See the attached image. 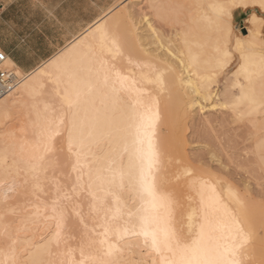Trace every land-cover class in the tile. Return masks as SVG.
I'll list each match as a JSON object with an SVG mask.
<instances>
[{"label": "snow or ice", "instance_id": "obj_1", "mask_svg": "<svg viewBox=\"0 0 264 264\" xmlns=\"http://www.w3.org/2000/svg\"><path fill=\"white\" fill-rule=\"evenodd\" d=\"M219 7L223 11L225 6ZM217 51L221 53L217 61L219 69L227 63V53L220 48ZM132 62L130 56L129 63ZM140 66L150 70L144 78L153 82L150 77L159 70L150 62ZM217 74L213 70L197 80L191 88V103L195 104L200 97L205 100L210 97ZM241 75L244 82L234 83L231 88L226 86V94H232L234 100L225 107H231L240 119L259 117L260 157L264 171V60L261 62L259 97L255 93L254 73L247 64L241 65L237 78ZM155 82L164 86L163 72H159ZM128 87L126 76L100 60L98 68L89 69L88 77L73 74L68 85L50 101L34 100L27 117L38 137L34 154L25 158L22 151L19 156L13 152L9 164L5 152L0 158V167L6 173L14 171L15 175L11 186H0V190L4 192L5 201L9 199L8 193L16 190H21L25 198L31 196L38 200L49 183L51 171L56 195L50 202H43L31 210L32 201H28L27 215L20 220V227L3 226L0 253L4 258L0 259V264H251L255 233L246 202L236 194L237 208L223 205L215 194L211 179L197 177L188 185L189 191L199 196L196 207L192 208V214L197 217L195 231L185 237L175 227L178 214L182 215L185 209L181 198L166 186L164 153L156 139L158 111L131 116L126 130L128 139L122 150L111 153L107 163L98 162L95 167L89 163L85 176L81 163L85 146L78 110L95 90L110 89L116 94ZM234 88H239L238 96L232 93ZM68 116H71L68 150L76 158L72 165L76 177L70 184H61L56 178L58 165L50 155L54 151L51 142L59 135L58 126L69 122L65 119ZM16 138L15 130L5 133L6 141ZM76 144L80 145L78 151L74 149ZM188 175L191 177L192 174ZM67 180H71L70 174ZM85 206L87 215L83 210ZM9 211L17 215L15 209ZM72 215L77 218L75 230L69 223ZM42 226L46 229L41 237L47 241L44 245L29 246L21 238V233L28 232L29 228L39 231ZM71 241H76L75 246ZM260 264H264V259Z\"/></svg>", "mask_w": 264, "mask_h": 264}, {"label": "bare ground", "instance_id": "obj_2", "mask_svg": "<svg viewBox=\"0 0 264 264\" xmlns=\"http://www.w3.org/2000/svg\"><path fill=\"white\" fill-rule=\"evenodd\" d=\"M143 1L151 9L156 10L157 17L160 16L159 18H165L172 22L175 21L177 24L183 22L184 25H181V23L178 25V29L175 30L174 28V31H171L172 37L163 45V40L167 39H164L162 33L158 34L157 28H154L148 18L146 19L147 16L143 14L137 16L134 14L135 12H132L131 8H124L117 18L113 22H110L108 21V16L111 14L112 9H108L99 20L65 46L62 51L60 50L49 61L25 75L17 89L0 100V121L14 111L21 116L18 127H13L15 129H5L3 132L0 131L2 132L0 133V158L7 151L9 164H11L13 152L19 156L22 151L25 158L34 154L35 143L38 137L34 134V130L27 120L34 100L41 102L50 101L59 90L68 85L69 78L73 74H78L81 78L88 77L89 69L98 68L100 60L105 61L107 67H114L117 72L126 76L129 87L118 91L116 94H113L110 89L95 90L85 98V102L81 104L78 110V120L80 121L82 140L85 146L84 154L81 157L85 176L87 175L89 163L93 167L97 166L98 162L107 163V157L111 153L122 150L125 141L128 139L126 130L130 117L134 114L159 112L160 119L156 128V139L160 146L164 142L162 138V141L159 139L158 128H178L182 120H188L195 106H198L199 110L203 108L201 102L210 104V107L216 105L218 100L216 98L217 93L214 90H212L207 100L200 97L196 100L195 104L191 103V88L201 76L209 74L206 72L202 73L200 68H217V61L221 57V53L217 51L218 48L227 53V63L223 68L233 65L230 72L233 77V84L244 82L243 75L237 78V73L240 71L241 65L247 64L254 73L255 93L256 88L260 89L261 62L264 60V28L259 35H256L249 32L247 27L245 30L247 35L244 36L240 32L235 34L233 27L234 21L238 17H242L244 19L243 22L249 25L251 22L258 21L261 17L258 15L259 13L264 16V0ZM221 5L225 6L223 11L219 7ZM181 13L184 16L186 15L185 21L177 20L178 14L180 15ZM124 21L126 23L130 22L127 27L123 26ZM118 24L121 35L118 33ZM179 27L183 28L179 29ZM170 29L173 30V27ZM114 41L116 42L115 44L113 43ZM153 45L157 46L154 47ZM129 53H132V56ZM130 56L133 60L131 64L129 63ZM123 61L129 65L128 69L122 68L121 62ZM144 62H150L159 72H163L164 86L155 82V77L159 75V72L154 73L150 77L153 81L151 83L148 79L144 78V75L150 71L140 66ZM6 65L11 66L13 64L7 60ZM123 69L128 71H124ZM133 81L135 83H132ZM213 101L216 102L214 103ZM41 107H43V103H41ZM55 107L58 109L59 104L57 103ZM65 119L69 122L63 126H58L57 129L59 135L61 136L62 134L64 147L63 151L59 150L60 153L58 152V154L62 153L63 155L61 154V157L57 154L58 145H56V138L59 135H56L51 142L54 151L50 154L53 155V159L58 165L56 178H61L65 174L66 178L62 177L63 181L67 180L69 174L74 180L76 177V173L72 172V165L75 164L76 158L68 150V133L71 127V116L65 117ZM182 123L181 126L184 125V122ZM21 128H24L23 132L20 131ZM13 130L17 131L16 140L6 141L5 133ZM257 142L261 144V138ZM89 147L91 151L88 150ZM74 149L78 151L80 145H74ZM60 157L63 158L64 162H62L63 160ZM170 157L168 156L167 159ZM165 161L167 160L164 158ZM62 163L67 167V170H62L61 172L62 168L60 166H62ZM164 165L169 183L175 178L172 174L174 170L170 169L169 171L165 163ZM61 174L62 176L60 177L59 175ZM201 174L190 177L189 180L183 182L181 185H179L177 179H174L175 183H177L175 185H179V187H176L177 190H175L176 188L169 189L177 197L181 198L184 205L185 211L182 215L178 214L175 227L181 230L185 237L192 234L197 227V217L192 214V208L196 207L199 200V196L195 192L189 191L188 185L191 183V179L197 177L206 180L211 179L204 175V173ZM14 175V171L6 173L3 167H0V186H11L10 182ZM48 175L50 178L49 183L45 185V191L40 194L38 200L31 196L25 198L22 192H19L20 190H16L14 192H19V197L22 195V198H20L21 203L19 202L12 206L9 200L5 201L4 192L0 190V230H2L5 224L10 225L9 220L5 221V213L12 214L9 210L15 209L19 213L18 217L11 222L13 226L10 225L11 228L15 229L21 226L20 220L24 219L27 215L25 206L28 205V201H32V204L29 206V210H31L43 202H50L55 197V185L51 182L52 172L50 171ZM211 181L213 182L215 194L219 201L230 209L237 208L235 191L223 190L217 181L214 179H211ZM166 186L169 188L168 185ZM8 195L10 196V192ZM128 203L131 206V201H128ZM86 210H84L85 215L88 212L87 207ZM72 216L74 221L70 226H75L77 225V218L74 215ZM190 216L192 217L191 219L189 218ZM253 225L255 233L253 245L259 244L258 242H261L262 239L261 244H263L264 238H261L258 232L260 228L264 230L263 223H254ZM261 229L260 231H262ZM45 233L46 229L43 226L39 231L29 228L28 232L21 233V238L29 246L31 244L42 246L47 243L46 240L41 239ZM262 234L264 236V232ZM2 240L3 237L0 236V241ZM73 244L75 246L76 242ZM3 258V254L0 253V259Z\"/></svg>", "mask_w": 264, "mask_h": 264}, {"label": "rangeland", "instance_id": "obj_3", "mask_svg": "<svg viewBox=\"0 0 264 264\" xmlns=\"http://www.w3.org/2000/svg\"><path fill=\"white\" fill-rule=\"evenodd\" d=\"M124 8H131L132 12H135L134 14L137 16H140L141 14L147 16L146 19L148 18L154 28H157L156 31L158 34L162 33L164 39H167L163 40L164 43L162 41L163 45H165V42L172 37L171 31L173 32L174 28L175 30L178 29V25L181 23V25H184L183 22L177 24L175 21L172 22L165 18H159L160 16L157 17L156 10L151 9L143 0H115L108 8L112 9L111 14L108 16V21L113 22ZM152 13H154V15L156 14V17L152 15ZM258 15L261 16L258 21L251 22L249 25L243 22L244 19L242 17H238L237 20L234 21V33L236 34L240 32L241 35L246 36L247 33L245 30L248 27L249 32L259 35L264 28V16L260 13ZM179 19L185 21L186 15L184 16L183 13L180 15L178 14L177 20ZM162 22H164L165 25ZM129 23L124 21L123 26L127 27ZM169 27H173V30ZM117 28L119 35H121L119 24ZM181 28L179 27V29ZM153 46L156 47L157 45ZM129 54L132 56V53ZM123 62H121L122 68L128 69L129 65L127 62ZM8 67H12V65ZM232 67L233 65L222 69L200 68L202 73H210L213 70L218 72V74L214 76V86L212 88V90L217 93L216 98L219 97L218 103L210 107V104L201 102L203 108L199 110L198 106H195L194 111L188 120L185 119L186 122L185 120H182L179 123L180 125L178 128H158V135L160 136L159 139L162 141V138L165 144L160 146L163 149L164 158L167 160L164 163L169 168L168 170H174L172 171V174L175 177L174 179H176V176L180 177V179H178L179 185L190 179L188 175L189 173L192 174L191 177L204 173V175L217 181L223 190H233L236 194H239V196L246 202L247 211H249L250 220L253 224L263 223L264 225V171H262L261 167L260 144L257 142L258 139L261 138L260 119L259 117H253V120H249L246 117L240 119L238 118V114L234 112L231 107H225L226 103L231 105L234 100L232 94H226V86L231 88L233 84V77L230 73ZM123 70L128 71L125 69ZM20 74L24 75V77L27 75L21 72ZM232 93L238 96V88L232 89ZM259 93L260 89L258 90L256 88L257 97H259ZM20 117L21 116L14 111L8 117L2 119L0 121V131L3 132L5 129H15L13 127H18ZM253 121L255 122V127H253ZM182 122H184L185 126H181V124H183ZM56 141L58 142H56V145H58V147L56 146L58 154V152L60 153V151H63L64 149L62 134L56 138ZM61 154L58 155L61 156ZM168 156L171 157L167 159ZM61 159L63 160V158ZM62 162H64V160ZM62 166H60L62 168L61 172L62 170L66 171L67 167L64 166L63 163ZM63 175L64 176L61 174L59 176L65 177V174ZM62 177L58 178L61 184H70L74 182L73 178H71V180L63 181ZM174 179L171 182H173ZM171 182L167 184L169 187L168 189H175L176 187H179V185H175L177 184L175 181L173 183ZM177 188L175 190H177ZM19 192H21V190ZM19 192H10L8 199L10 205H16L21 201L20 198H22V195L19 197ZM83 210H86V206ZM18 214L19 213H17V215H5V221L9 220L10 225L13 226L11 222L18 217ZM72 217L70 218V224L74 221V218ZM260 229L258 230L259 235L261 238H264L262 234L264 230L261 229L262 231H260ZM73 230H75L74 226ZM75 242L76 241H71L72 244ZM261 242H258L259 244L252 245L253 252L251 256V264H260L261 259H264V243L261 244ZM259 248L261 249L258 250Z\"/></svg>", "mask_w": 264, "mask_h": 264}, {"label": "crops", "instance_id": "obj_4", "mask_svg": "<svg viewBox=\"0 0 264 264\" xmlns=\"http://www.w3.org/2000/svg\"><path fill=\"white\" fill-rule=\"evenodd\" d=\"M115 0H0V51L33 72L99 20Z\"/></svg>", "mask_w": 264, "mask_h": 264}, {"label": "built area", "instance_id": "obj_5", "mask_svg": "<svg viewBox=\"0 0 264 264\" xmlns=\"http://www.w3.org/2000/svg\"><path fill=\"white\" fill-rule=\"evenodd\" d=\"M7 60L0 51V100L15 91L24 79L15 67L6 65Z\"/></svg>", "mask_w": 264, "mask_h": 264}]
</instances>
